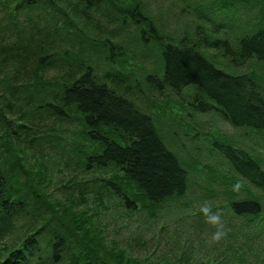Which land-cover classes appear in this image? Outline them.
I'll return each instance as SVG.
<instances>
[{
    "label": "trees",
    "instance_id": "trees-1",
    "mask_svg": "<svg viewBox=\"0 0 264 264\" xmlns=\"http://www.w3.org/2000/svg\"><path fill=\"white\" fill-rule=\"evenodd\" d=\"M80 1L0 0V264H222L225 257L218 262L215 255L194 254L191 248L174 244L177 254L136 252L108 232L92 209L78 207L89 202L105 205L96 193L85 192L84 179L92 186L101 182L127 210L146 212L165 199L182 197L190 182L189 165L164 143L163 129L155 126L160 114L132 110L124 93L114 94L120 86L93 85L86 68L99 71L106 61L118 58L122 42L116 39L131 24L135 45L150 44L165 54L161 64L173 88L194 86L196 109L215 111L231 127L255 131L264 140L261 80L251 72L215 69L207 56V49L221 54L232 68L253 59L264 64V0H177L181 14L192 10L195 16L191 26L181 18V35L175 41L156 27L141 0H123L114 8ZM234 3L251 5L234 12H256L247 23L251 30L247 37H241V30L211 25L212 11ZM63 18L67 25L58 26ZM171 42L185 50L168 47ZM120 65H125L122 60ZM43 66L51 69V79L72 83L62 101L40 88L47 89L42 84L45 78L36 82ZM61 103L75 107V114L53 117L54 110L61 112L56 108ZM103 127L111 136L127 138L129 146L106 143L99 131ZM36 133L39 140L34 143L31 135ZM94 136L102 144L84 143ZM211 148L249 187L260 191V195L246 191L244 197L233 192L227 199L233 217L255 220L263 208L264 161L223 135L213 138ZM91 158L97 164L90 163ZM106 160L125 166L136 185L122 186L118 175L98 179L96 173ZM64 169L70 172L66 179L74 190L60 197L49 189L48 179L53 170ZM76 169L83 176L90 171L91 177H77ZM120 187L127 188L125 193Z\"/></svg>",
    "mask_w": 264,
    "mask_h": 264
},
{
    "label": "rangeland",
    "instance_id": "rangeland-1",
    "mask_svg": "<svg viewBox=\"0 0 264 264\" xmlns=\"http://www.w3.org/2000/svg\"><path fill=\"white\" fill-rule=\"evenodd\" d=\"M141 1L145 3L147 15L152 18L163 35L172 36L170 33H174L173 29L176 28L174 25L177 21H181V13L177 6L181 3H175L177 0ZM258 4L256 3L255 6ZM246 12L241 16L246 23H251L256 12ZM189 14L193 16L191 21L187 20L191 26L195 12L191 10ZM216 24L232 32L237 27L234 20L228 19ZM134 36L135 31L133 25L130 24L126 34L115 38L122 42L120 43L122 54L116 56L124 62L123 67L128 76L124 78L126 82L123 87L130 94L135 90L139 93L140 103L149 106L150 109H155L162 115L161 118H166L162 122L164 136H166L168 146L189 165L190 182L182 197L146 212L131 211L129 208L127 210L120 199L113 196L106 186L97 180L95 187L99 188L98 196L103 198L105 205L101 207L102 203L96 206L89 202L87 205L79 204L78 207L92 209L94 214H98L99 220L106 226L108 232L119 237L122 244L125 242L130 244L136 252L142 250L153 256L173 253V251L177 254L178 250L173 249L174 244L175 247L181 245L184 248H191L194 254L202 252L201 254L205 256L215 255L219 259L218 262L220 258L225 257L222 264H264V201L262 200L261 212L253 221L233 217L227 206L228 196L233 192L240 196L246 195V191L257 195L261 193L249 187L211 148L213 138L223 135L246 147L253 156L264 161L263 138L255 131L231 127L215 111L196 112L193 109V102L189 101L191 93L188 89L175 92L171 88H163L156 91L137 85L141 65L147 62L143 55L157 53V50L153 45L148 46L147 50L137 49L135 42L132 41ZM249 61L246 62L245 67L241 68L228 67L222 62L219 67L230 73L248 70L254 73L259 80H264V64L254 59ZM118 66L117 68L120 67ZM29 160L33 166L34 160L30 157ZM76 172L77 177L84 178L77 169ZM69 173V170L61 172L53 170L51 178L48 179L49 189L53 194L61 197L63 194H69V190H74L68 187L66 177ZM96 175H100L98 179H102L109 174L101 171ZM203 204H208L213 212L218 211L221 215L226 234L218 241L211 240L212 233L216 231V225L207 222L200 212ZM219 253L222 255L218 256ZM135 256L140 257L137 254H134Z\"/></svg>",
    "mask_w": 264,
    "mask_h": 264
},
{
    "label": "bare ground",
    "instance_id": "bare-ground-1",
    "mask_svg": "<svg viewBox=\"0 0 264 264\" xmlns=\"http://www.w3.org/2000/svg\"><path fill=\"white\" fill-rule=\"evenodd\" d=\"M79 1L80 0H76V3H78ZM85 2L90 3L91 5H94L95 7L96 6H100V4H102V6H104L106 8H114V7L121 6V5L124 4L123 0H86ZM232 5H235V6L224 7V8L222 7L220 9L216 10V11H212L211 12V16L214 18V20L211 23V25L215 24L213 26V28L217 29V28H219V26L216 23L221 22V21H223L225 19H228L230 21L234 20L235 25L237 26L235 28L234 32L235 31L237 32V31L241 30V31L244 32V33L241 34V37H247V35H249V33H251V30L249 29L248 24L244 23L242 21L241 13H237V12H234V11L243 12V11L246 10V7L249 9L251 7V5L247 4V3L245 5H242V6L241 5H237V3H234ZM3 15H4V13H1V16H3ZM60 15H63V14L60 13ZM192 17L193 16L191 14H181V18L185 19V20H191ZM65 20H67V19L63 18V20H58L57 21L58 26L59 25L66 26L67 24H65ZM174 26L176 27L175 29H173L174 33H170V35H172L170 37H172L173 41L177 40V38L181 35L180 34V29L183 27V25H182L181 21H177ZM61 29H64V28H61ZM79 33H84V30H80ZM175 43L176 42H171L168 47H171V45H172V47H171L172 49L185 50V48H181L180 46L174 45ZM148 46H150V44H148V45L146 44L144 46L143 45L142 46L136 45L137 49H139V50H144V49L147 50L146 48H148ZM207 48H209V47H207ZM204 51H205V49H204ZM143 56L146 58L147 62H144L141 65V69H140V72H139L140 78L137 81V85L139 84L140 86H145V87H147L149 89H155L156 91H160L163 88H171L175 92H179L182 89H188L190 91V93H191V98H190L191 100L189 99V101L193 102V109L196 112L204 113V111L198 110L194 106V102H195L194 96H193L194 91H195L194 86L186 85V86H183L181 89H175L169 84V82H170L169 79L165 80V68H164V65L161 64V62H166L165 54L162 55V52H158L157 51V53L144 54ZM207 56L210 58V62L213 63V65L215 66L214 68L218 69V70L221 68V67H219V64H221V62H222V64H226L227 61H228L225 56H223L221 54H216L215 52H211L210 49H207ZM128 57H131V56H128ZM208 62H209V60H208ZM208 62H206V63H208ZM215 62H216V64H215ZM249 62H251V61H249ZM120 63H121L120 59L114 58L112 60L106 61L105 65H101L100 68H99V71L92 70L90 67H87L86 68L87 72L90 75H92L91 79L94 82L93 85L102 86V85H104V83H106L108 85H118L121 88L118 90L119 91L118 93H117V91H115L116 93H114V94L115 95H118V94L121 95L122 93H124L125 99H126V101H128L126 103L130 106V108L132 110L136 111V109L137 110L143 109V110H146L148 112H151V111L152 112H157V111H155V109H150L149 106H146L145 104L140 103L138 101V97H139L138 94L139 93H136L135 90L133 91L132 94H130L129 92H122V91L127 90L125 87H123V86H125V82H126V81H124V78H125V75H127V74L125 73L124 67L122 65H120ZM246 64L247 63L244 64V67H245ZM117 66L120 69L117 68ZM47 67L48 66H43L41 69H39V71L37 72V76H36V82H40V81H42L45 78L46 79V84H44V83H42V84L45 85L47 87V89L42 87V86H40V88L41 89H45L46 91H48L51 95L54 96L55 99L58 98V99H60L62 101L63 95L70 88L72 83L69 82L67 84L66 83L61 84L62 82H60L58 80H55V79H51L49 77L50 76L49 73H51V69H47ZM245 72H249V71L247 70V71H244L243 73H245ZM261 83L264 85V80H261ZM67 102H63V103H67ZM58 106L59 107L56 106V108L58 110H60L61 112L57 113L54 110L53 115H52L53 117H57V116H60L62 114H65V113H67V114H75V112H74L75 107H71V106H68V104L65 105V104H62V103L58 104ZM80 113H81V115L84 116L86 112L84 113V112L80 111ZM158 114H160V113H158ZM161 117H162V115L160 114L159 115V119L157 121H155V126H156V128L158 130H159V127L163 129L162 122L164 120H166L165 117H163V118H161ZM153 127H154V125H153ZM68 128H70V127H68ZM47 130H48L47 128L42 129V130L39 131V134L42 131H47ZM99 131L104 135V137L106 139V143H108V144H110V143L116 144V145H118L120 147L129 146V142L127 141V138L121 139L120 136H118V137L116 135H112L111 136L110 134H108L109 132H107L104 129V127L103 128H99ZM31 136H32L31 139H32V141L34 143L39 140V135L37 133L33 134ZM100 140L101 139H99V138L95 139V136H94V139L84 140V143L91 144L92 141H93L94 143H98L99 142L100 144H102L100 142ZM164 143L168 146L166 137H164ZM89 162L97 164L96 162H94V160L92 158H91V160ZM104 162H106V163L103 164L104 166H103L102 171H106V173H108L111 176L118 175L119 178L121 179V182H123L121 184L122 186L124 184L127 185V186H132V187L134 185H136V181L137 180L134 178V176L131 173H129L127 171L125 166H121V165L119 166L118 163L115 164L116 162L113 163L114 161L112 162L110 160H108V161L106 160ZM12 163H15V161L13 160ZM72 164H73V161H72ZM119 164H121V163L119 162ZM189 173H190V168H189ZM84 176L91 177V172L90 171L86 172L84 174ZM82 185H84V187H85V192H88V193H91V194H95L96 193L97 195H99V192H100L99 188L90 185L85 179L83 180ZM126 189L127 188L120 187V190L123 193H125ZM120 190H115V194L120 196L121 195V194H119ZM168 197H171V196H168ZM170 200L172 201V198L165 199L164 200L165 201L164 204L171 202ZM127 202L129 204H132L130 201H127Z\"/></svg>",
    "mask_w": 264,
    "mask_h": 264
},
{
    "label": "clouds",
    "instance_id": "clouds-1",
    "mask_svg": "<svg viewBox=\"0 0 264 264\" xmlns=\"http://www.w3.org/2000/svg\"><path fill=\"white\" fill-rule=\"evenodd\" d=\"M236 187H238V185ZM200 212L204 215L207 222L216 225V231L212 233L211 240H220L226 233L219 212H213L208 204H203L200 208Z\"/></svg>",
    "mask_w": 264,
    "mask_h": 264
}]
</instances>
